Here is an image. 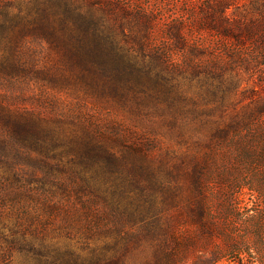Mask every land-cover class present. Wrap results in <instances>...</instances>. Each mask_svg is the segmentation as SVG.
Returning a JSON list of instances; mask_svg holds the SVG:
<instances>
[{"label":"trees","instance_id":"1","mask_svg":"<svg viewBox=\"0 0 264 264\" xmlns=\"http://www.w3.org/2000/svg\"><path fill=\"white\" fill-rule=\"evenodd\" d=\"M230 1L216 0L204 12L209 20L208 28L229 42L227 57L219 56L218 60L204 59L199 44H187L181 38L182 26L177 23L174 46L182 50L184 57L174 62L170 47L148 45L153 25L145 17L148 15L139 12L138 17L143 19V24L136 28L139 38L125 32L121 23L106 24L103 9L101 13L81 10L68 0H61V11L57 9L55 14L50 8L35 10L17 22L3 20V15L0 20V206L8 205L10 210L11 205L33 191L25 186L22 172L17 169L24 159L22 155L34 153L40 159L59 160L64 157L73 173L71 184L63 183L60 189L65 197L74 198V210L62 215L58 228L77 231L81 240L77 246L47 244L53 248L44 252L45 264L126 263V241L136 243L144 231L149 233L148 229L154 228L155 201L141 200L142 185L160 191L163 199L172 205L177 186L172 185L176 189L170 190L167 183L179 182L181 191L184 186L189 189L188 198L192 194L199 201L203 178L196 150L223 142L230 131L242 130L262 114L264 107L256 106L230 121L217 120L207 116L219 109L216 105L207 107L204 117L202 109L196 111L188 104L185 108L178 91L176 77L187 74L188 81L206 82L207 86L199 87L205 89L202 92L208 100L214 101L218 99L217 84L221 83L224 70L238 76L242 70L251 72L260 64L257 61L264 54V0H249V9L232 17L226 13L228 5L233 3ZM98 6L121 16V3L115 0H100ZM27 36L46 43L51 53L47 60L40 62L34 57L25 60L18 55L22 39ZM132 43H138L139 48L135 50ZM15 80L72 98L88 99L100 108H105L100 106L105 104L127 107V112L143 118L156 114L170 133H177L174 137H179L178 142L186 145L189 152L179 153L181 160L173 159L177 152L169 149L153 157L150 150L156 141L144 137L152 132V127L147 130L145 127L142 136L135 133L129 140L126 133L105 131L108 128L91 113L84 116L81 112H58L49 101L50 111L28 106L10 93ZM232 86L233 82L227 85ZM111 127L121 130L118 123ZM183 129L193 135L186 139L184 135L178 136ZM134 132L129 131V136ZM1 218L5 216L0 214ZM7 218V222L2 220L0 224L8 223L9 243L24 245V232L18 227L20 221ZM139 222L143 225L138 226ZM167 245L168 241L163 239L161 247H157L155 264H177L173 237L172 252ZM9 260L6 254H1L0 264H9Z\"/></svg>","mask_w":264,"mask_h":264},{"label":"rangeland","instance_id":"2","mask_svg":"<svg viewBox=\"0 0 264 264\" xmlns=\"http://www.w3.org/2000/svg\"><path fill=\"white\" fill-rule=\"evenodd\" d=\"M68 1L79 5L81 10L92 9L101 13L103 9L106 24L121 23L124 31L133 38H139L136 28L143 24L138 12L148 15L145 17L153 25L148 35V45L153 48L170 47V57L174 62L184 57L182 50L174 46L177 41L174 34L177 23L182 26L181 38L187 44H199L204 50V59L218 60L219 56L227 57L229 52V42L208 28L209 20L204 16L208 5L214 4L216 0H115L121 3V16L98 6L100 0ZM230 2L233 3L228 5L226 13L231 17L244 14L249 9V0ZM60 6L61 0H0V20L4 15L3 20L17 22L20 17L25 18L23 15L27 12L34 13L35 10L45 8H50L52 12L58 9L57 12H60ZM15 16L18 18L11 19ZM131 46L135 50L139 48L138 43H132ZM18 52L25 60L34 57L40 62L51 55L46 43L32 36L22 39ZM261 56L257 61L260 64L251 72L242 70L237 76L229 69L224 70L221 83L217 84L218 99L214 101L208 100L202 92L205 89L199 87L207 86L206 82L199 84L197 80L188 81L187 74L184 77L177 76L178 91L184 102L182 105L185 108L186 104L193 106L196 111L204 110V117L207 115V107L217 105L219 109L207 116L223 121H230L249 108L264 107V54ZM232 82L233 86L228 88L227 85ZM13 83L10 85V93L17 95L28 106L34 105L50 111L52 102L58 112H81L84 116L91 113L97 122L108 128L105 131L119 132L121 135L126 133L129 140H132L135 133L136 136H142L145 127L146 130L152 127V132L144 137L156 141L150 150L153 157L169 149L177 152L173 159L181 160L179 153L189 152L186 145L178 142L179 137H174L177 133H170L166 124L157 120L156 114L143 118L127 112V107L123 109L105 104L100 105L105 108H100L88 99L43 90L34 83L27 84L23 80H15ZM115 123L121 125L120 131L112 129L111 125ZM250 123L240 131H230L228 139L223 142L196 150L202 172L200 176L203 178L199 201L192 194L188 198L189 189L184 186L181 191L178 188L179 182L167 183L170 190L176 189L175 186L171 188L172 185L177 186L174 195L176 206L165 201L161 192L152 186L142 185L144 190L141 200L150 198V202L155 201L156 218L154 213L152 217L154 228L148 229L149 233L144 231L136 243L126 241L127 262L121 264H155L157 247H161L163 239L168 241L167 247L172 252V237L177 264H264V111ZM129 131L135 132L129 136ZM183 135L186 139L193 134L183 129L178 136ZM22 156L24 159L17 169L22 172L25 186L33 191L20 198L14 206L11 205L10 210L8 205L0 206V214L5 216L0 221L7 222L6 217L20 221L18 227L24 232V245L10 244L8 223L4 226L0 224V257L2 253L6 254L10 259L9 264H45L42 256H46V250L53 248V245L50 247L47 244L52 242L77 246L81 240L77 231L68 232L58 228L62 215L74 210V198L65 197L60 189L63 183L71 184L73 173L64 157L60 160L40 159L34 153ZM41 179L43 181L39 183ZM151 208L152 213L153 205ZM137 225L143 224L139 222ZM125 228L128 229L126 225ZM94 243L92 240L91 244Z\"/></svg>","mask_w":264,"mask_h":264}]
</instances>
